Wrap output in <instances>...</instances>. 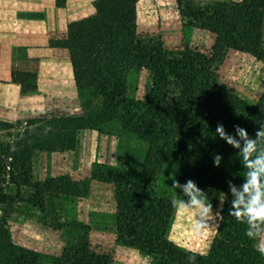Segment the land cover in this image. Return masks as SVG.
I'll use <instances>...</instances> for the list:
<instances>
[{
  "label": "trees",
  "instance_id": "obj_1",
  "mask_svg": "<svg viewBox=\"0 0 264 264\" xmlns=\"http://www.w3.org/2000/svg\"><path fill=\"white\" fill-rule=\"evenodd\" d=\"M139 0H96L92 13L70 20L63 32H49L48 43L71 64L74 84L83 101L80 108L63 114L64 139L73 148L80 130L102 131L118 123L120 128L147 143L148 151L137 177L119 172L103 177L114 184L115 244L136 248L153 264H189L187 252L168 240L173 214L169 199L154 188L158 168L164 163L180 167L181 184L193 180L216 204L223 193L220 222L206 256L196 264H260L264 257L245 235L246 225L229 216L231 195L228 181L243 183V168L237 150L215 134L218 124L234 134V125L254 136L264 124V92L247 102L219 83V64L229 51L248 53L264 63V0L216 2L196 6L191 0H176L184 27L213 36L209 50L184 43L167 49L160 36L139 32L136 3ZM38 59L13 64L12 83L22 94L37 90ZM146 73L150 79L144 98H129V76ZM223 159L220 167L213 155ZM6 162L0 154V204L7 202L2 184L30 187L37 206L44 208V195L68 196L73 184L68 178L38 181L33 176L29 154H12ZM240 174V175H239ZM179 191V190H177ZM181 195V193H177ZM114 250L87 238V227L64 240L56 264H113ZM3 264H39L38 255L7 243Z\"/></svg>",
  "mask_w": 264,
  "mask_h": 264
},
{
  "label": "rangeland",
  "instance_id": "obj_2",
  "mask_svg": "<svg viewBox=\"0 0 264 264\" xmlns=\"http://www.w3.org/2000/svg\"><path fill=\"white\" fill-rule=\"evenodd\" d=\"M191 1L196 6H204ZM173 20L179 27L171 26L164 33H146L160 36L167 49L179 48L184 43L206 50L212 47L210 33L184 27L179 17ZM218 75L223 88L247 102H254L264 92V63L248 53L229 51L219 64ZM149 85L146 73L131 74L128 97L144 98ZM82 101L78 93L68 98L38 95L34 115L0 120V154L6 162L13 159V153L26 151L32 158L33 176L38 181L68 178L74 183L68 196L46 193L41 209L30 187L18 188L6 177L2 193L8 199L0 204V264H3L8 242L36 253L39 264H56L64 240L79 235L83 227H87V238L91 242L114 250L113 264H153L152 258L138 249L115 244V188L114 184L103 180L115 172L137 177L148 145L123 131L118 123H109L102 126L101 132L78 131L73 148H68L69 144L60 138V119L63 114L77 111L75 108L79 109ZM173 174L178 179L179 165L164 163L158 168L154 181L155 191L168 199L176 192L171 188ZM212 205L214 212L219 210V201ZM193 219L192 216L177 218L173 211L166 236L183 250L191 248L208 254L219 227L216 223L220 222L208 221L210 228L205 235L196 236L191 231Z\"/></svg>",
  "mask_w": 264,
  "mask_h": 264
},
{
  "label": "crops",
  "instance_id": "obj_3",
  "mask_svg": "<svg viewBox=\"0 0 264 264\" xmlns=\"http://www.w3.org/2000/svg\"><path fill=\"white\" fill-rule=\"evenodd\" d=\"M96 0H0V120L35 114L36 96L68 98L78 93L69 59L51 48L49 32H63L68 21L88 15ZM241 0H193L200 5ZM180 18L176 0H139V32L164 33ZM181 22V21H180ZM38 59L37 90L22 94L12 83L13 64ZM78 110V108H75Z\"/></svg>",
  "mask_w": 264,
  "mask_h": 264
},
{
  "label": "clouds",
  "instance_id": "obj_4",
  "mask_svg": "<svg viewBox=\"0 0 264 264\" xmlns=\"http://www.w3.org/2000/svg\"><path fill=\"white\" fill-rule=\"evenodd\" d=\"M215 134L237 150L236 155L243 168V175L239 174L243 177V183L237 186L232 180L228 181L231 195L229 216L234 217L238 223L246 225V237L255 242V250L264 257V124L259 125L254 136H250L248 131L239 125H234V134H230L223 124L217 125ZM222 159L220 154H214V166L220 167ZM170 178L171 188L176 190L169 198L170 205L177 218L194 217L191 224L194 235H205L210 228L208 221L213 223L223 221L222 209L228 199L227 193L219 197L220 207L214 212L207 193L193 180L189 179L181 184L175 174ZM177 193H181L182 196ZM216 226L218 227L219 224L216 223ZM185 250L192 253L187 257L189 264H196L197 255L207 254L191 248Z\"/></svg>",
  "mask_w": 264,
  "mask_h": 264
}]
</instances>
